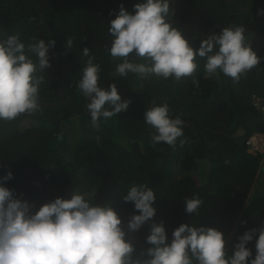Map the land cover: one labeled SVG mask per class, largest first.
Returning <instances> with one entry per match:
<instances>
[{
  "label": "trees",
  "instance_id": "16d2710c",
  "mask_svg": "<svg viewBox=\"0 0 264 264\" xmlns=\"http://www.w3.org/2000/svg\"><path fill=\"white\" fill-rule=\"evenodd\" d=\"M45 1L0 0V37L18 34L28 43L41 38L39 28L45 42L55 40L50 67L37 73L43 76L39 110L0 121V176L12 172L4 185L36 208L56 197L68 199L76 190L93 203L110 202L126 222L133 209L122 195L132 183H147L156 193L152 220L163 222L169 238L180 223L213 227L222 232L231 255L238 236L264 226V154L252 155L246 146L252 133L264 132L251 105V96L264 102V14L257 13L264 0H170V22L193 48L223 27L244 25L252 50L262 58L235 83L223 74L207 77L205 61L197 58V84L193 77H115L120 60L107 50L109 21L120 6L132 13L138 0ZM69 37L73 44L65 49ZM83 47L100 66V86L114 83L121 99L129 101L125 111L103 120L98 129L91 126L89 101L76 86L87 60ZM162 103L183 121L174 147L151 143L153 130L142 119L146 107ZM74 119L76 137L59 146L61 124ZM201 168L206 175L199 182L195 173ZM193 195L203 203L198 214L187 215L183 202ZM147 233L145 224L128 234L133 255L148 247ZM254 242L255 237L247 245L253 254Z\"/></svg>",
  "mask_w": 264,
  "mask_h": 264
},
{
  "label": "clouds",
  "instance_id": "9594fccd",
  "mask_svg": "<svg viewBox=\"0 0 264 264\" xmlns=\"http://www.w3.org/2000/svg\"><path fill=\"white\" fill-rule=\"evenodd\" d=\"M257 13L264 14V9ZM172 15L170 0H138L132 13L119 7L107 29L111 37L108 53L120 60L115 77L128 73L176 81L193 77V84H197L193 73L198 67L197 58H201L207 77L219 79L223 74L235 83L260 63L262 58L252 50L244 25L223 27L193 48L170 22ZM72 44V38H67L65 49H71ZM54 46L53 39L25 43L18 34L0 37V121H12L39 110L43 76L37 73L50 67L48 52ZM89 53L87 47L82 48L87 60L76 86L89 101L86 108L91 126L98 129L103 120L125 111L129 101L121 99L114 83L106 89L100 86V66ZM255 111L264 125L261 111ZM142 119L153 130V144L163 142L174 147L183 135V121L171 115L167 103L146 107ZM263 135L254 132L248 137L247 152L264 154L260 145L264 139L257 138ZM250 140L260 149H252L247 144ZM11 178V171L0 176V264H264V226L238 236L231 255L222 232L213 227L180 223L169 238L163 222L152 220L156 193L147 183H132L122 195L121 199L133 209L125 222L110 202L93 203L76 190L69 193L68 199L56 197L36 208L16 198L4 185ZM202 203L196 195L185 198L184 212L196 215ZM145 224L148 247L133 255L135 248L128 234ZM254 237L253 254L247 245Z\"/></svg>",
  "mask_w": 264,
  "mask_h": 264
},
{
  "label": "rangeland",
  "instance_id": "374dc122",
  "mask_svg": "<svg viewBox=\"0 0 264 264\" xmlns=\"http://www.w3.org/2000/svg\"><path fill=\"white\" fill-rule=\"evenodd\" d=\"M75 126H77V121L75 119L71 120L70 123H68V124H66V123L61 124L59 137H58L59 146L63 145V143L64 144L69 143L70 141H72L76 137V136L74 137L75 131L73 129V128H75ZM118 137L122 138V135L119 133ZM123 138H125V137H123ZM260 143H261L260 144L261 147H264V141L263 142L260 141ZM248 153H250L252 155L256 154V153L251 152L249 150H248ZM195 175L197 176V181L202 182L204 179V176L206 175V170L204 168L198 169V172L196 171ZM254 183H255V187L258 186V182H254ZM256 190H258L260 193L263 192L262 188H259V189L256 188Z\"/></svg>",
  "mask_w": 264,
  "mask_h": 264
},
{
  "label": "built area",
  "instance_id": "2783aa9c",
  "mask_svg": "<svg viewBox=\"0 0 264 264\" xmlns=\"http://www.w3.org/2000/svg\"><path fill=\"white\" fill-rule=\"evenodd\" d=\"M253 106H254V108L256 110L261 111V115H262L263 120H264V104L262 106V104H261L259 99L253 98ZM257 138L259 140H262V139H264V135L263 136H257ZM247 144H249L252 147V149H254V150H259L260 149V146H258L257 143H255L252 140L248 141Z\"/></svg>",
  "mask_w": 264,
  "mask_h": 264
},
{
  "label": "water",
  "instance_id": "95a60500",
  "mask_svg": "<svg viewBox=\"0 0 264 264\" xmlns=\"http://www.w3.org/2000/svg\"><path fill=\"white\" fill-rule=\"evenodd\" d=\"M51 0H47L45 2H43L42 4H46L47 2H50ZM38 33H39V36L43 39H45V36L44 34L42 33V31L38 28ZM48 56H49V60H50V54L48 53ZM51 61V60H50ZM53 67V65L51 66V68Z\"/></svg>",
  "mask_w": 264,
  "mask_h": 264
}]
</instances>
